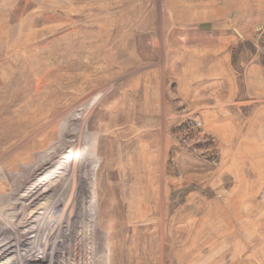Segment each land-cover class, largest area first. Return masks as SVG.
<instances>
[{
    "label": "rangeland",
    "instance_id": "obj_1",
    "mask_svg": "<svg viewBox=\"0 0 264 264\" xmlns=\"http://www.w3.org/2000/svg\"><path fill=\"white\" fill-rule=\"evenodd\" d=\"M0 264H264V0H0Z\"/></svg>",
    "mask_w": 264,
    "mask_h": 264
},
{
    "label": "bare ground",
    "instance_id": "obj_2",
    "mask_svg": "<svg viewBox=\"0 0 264 264\" xmlns=\"http://www.w3.org/2000/svg\"><path fill=\"white\" fill-rule=\"evenodd\" d=\"M1 242V241H0ZM1 248V247H0Z\"/></svg>",
    "mask_w": 264,
    "mask_h": 264
}]
</instances>
